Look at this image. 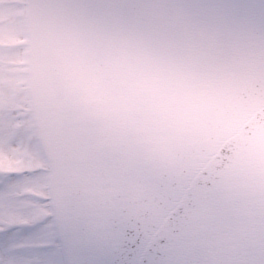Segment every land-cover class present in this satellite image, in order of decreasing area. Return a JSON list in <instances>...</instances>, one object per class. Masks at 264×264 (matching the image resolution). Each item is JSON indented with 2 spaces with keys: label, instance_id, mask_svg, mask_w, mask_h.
<instances>
[{
  "label": "water",
  "instance_id": "water-1",
  "mask_svg": "<svg viewBox=\"0 0 264 264\" xmlns=\"http://www.w3.org/2000/svg\"><path fill=\"white\" fill-rule=\"evenodd\" d=\"M120 3L134 0H28V33L38 15L50 17L49 42L63 61L58 80L30 79L37 126L58 135L69 156L80 151L88 161L97 139L116 154V175L155 218L153 251L213 236L231 248L238 233L258 240L264 41L255 25L237 31L224 52H205L202 26L180 19L190 14L96 7Z\"/></svg>",
  "mask_w": 264,
  "mask_h": 264
},
{
  "label": "snow or ice",
  "instance_id": "snow-or-ice-1",
  "mask_svg": "<svg viewBox=\"0 0 264 264\" xmlns=\"http://www.w3.org/2000/svg\"><path fill=\"white\" fill-rule=\"evenodd\" d=\"M96 7L149 9L129 3ZM173 10L202 26L196 36L205 52H224L250 23L264 34V0H207ZM90 149L88 161L80 151L69 156L61 138L28 114L0 120V264H264V232L254 242L234 234L231 248L213 236L170 248L167 255L153 251L155 218L142 210L128 180L116 175V154L102 139Z\"/></svg>",
  "mask_w": 264,
  "mask_h": 264
},
{
  "label": "rangeland",
  "instance_id": "rangeland-1",
  "mask_svg": "<svg viewBox=\"0 0 264 264\" xmlns=\"http://www.w3.org/2000/svg\"><path fill=\"white\" fill-rule=\"evenodd\" d=\"M0 120L32 116L20 97L27 86L26 0H0ZM27 110V111H26ZM28 112V113H27Z\"/></svg>",
  "mask_w": 264,
  "mask_h": 264
},
{
  "label": "clouds",
  "instance_id": "clouds-1",
  "mask_svg": "<svg viewBox=\"0 0 264 264\" xmlns=\"http://www.w3.org/2000/svg\"><path fill=\"white\" fill-rule=\"evenodd\" d=\"M133 4L147 5L149 9H174L181 5L177 0H134ZM49 19L50 17L38 15L36 29L24 36L28 40V43L22 46L27 53L24 58L35 70L29 74L30 79L58 80L60 78L59 66L63 61L55 54L49 42ZM257 35L261 41H264V34L258 31ZM20 99L28 106L29 110L33 109L34 91L31 84L26 86Z\"/></svg>",
  "mask_w": 264,
  "mask_h": 264
}]
</instances>
